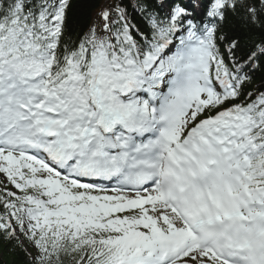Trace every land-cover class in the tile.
Returning a JSON list of instances; mask_svg holds the SVG:
<instances>
[{
    "label": "snow or ice",
    "instance_id": "1",
    "mask_svg": "<svg viewBox=\"0 0 264 264\" xmlns=\"http://www.w3.org/2000/svg\"><path fill=\"white\" fill-rule=\"evenodd\" d=\"M71 7L0 0V264H264V0Z\"/></svg>",
    "mask_w": 264,
    "mask_h": 264
},
{
    "label": "trees",
    "instance_id": "2",
    "mask_svg": "<svg viewBox=\"0 0 264 264\" xmlns=\"http://www.w3.org/2000/svg\"><path fill=\"white\" fill-rule=\"evenodd\" d=\"M181 1L187 2V0ZM103 2L104 0H72V7L68 13L70 30L76 32L86 24H90ZM135 3L136 0H123L124 6L127 7L129 17L134 18L133 23L137 24L142 30H146V19L142 18L141 13L138 10L134 11L132 7ZM149 3L151 5V11L157 13L161 18L170 11V6H182L180 0H149ZM225 30L229 35L240 38L241 50L237 52V56L245 55L253 43L264 39V31L256 30L244 23L243 13L235 15L229 13ZM253 76L254 84L258 85L264 80V67L254 71ZM5 260H16L18 264H23L24 257L22 254L20 256L6 255Z\"/></svg>",
    "mask_w": 264,
    "mask_h": 264
}]
</instances>
